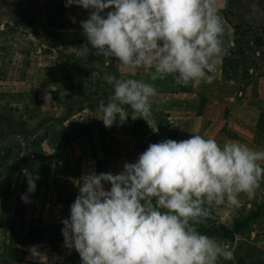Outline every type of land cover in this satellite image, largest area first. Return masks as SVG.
<instances>
[{"label": "clouds", "instance_id": "9594fccd", "mask_svg": "<svg viewBox=\"0 0 264 264\" xmlns=\"http://www.w3.org/2000/svg\"><path fill=\"white\" fill-rule=\"evenodd\" d=\"M221 3L228 0H65V7L89 12L80 27L95 56L114 61L121 73L145 69L152 81L171 76L184 87L211 84L228 54ZM104 79L113 90L100 105L106 128L152 116L154 84ZM24 175L20 199L29 203L39 176ZM262 182L264 150L195 133L151 143L119 173L89 171L75 182L78 194L61 221L64 246L81 264H235V250L197 226L213 206L238 205L241 194L254 198ZM30 252L49 264L37 246Z\"/></svg>", "mask_w": 264, "mask_h": 264}, {"label": "crops", "instance_id": "0c3cea01", "mask_svg": "<svg viewBox=\"0 0 264 264\" xmlns=\"http://www.w3.org/2000/svg\"><path fill=\"white\" fill-rule=\"evenodd\" d=\"M261 3L264 0H257L252 7L258 16L251 20L255 25L262 24ZM220 14L223 40L230 41L233 27L221 8ZM225 60L226 56L213 82L199 86H179L171 76L152 81L151 72L145 69L121 73L108 58L100 64L99 72L94 70L84 78L80 88L73 84L75 77L70 78V85L59 88L61 71L53 60L47 66L33 63L21 82L11 87V95L0 86V93L5 94L0 95V106L22 109L18 119L29 129L17 131L14 154L18 156L4 164L6 173L0 176V264H39L30 252L32 246L47 255L49 264H81L79 254L65 248L61 234V221L78 194L75 182L89 171L119 173L124 163L135 162L151 143L182 141L195 133L215 138L221 145L238 141L253 150H264V85L247 78L242 82L231 75ZM108 74L155 85L159 95L152 100V116L147 121L129 117L124 125L106 128L98 119L100 105L107 104L113 93L104 79ZM29 105H34L39 115L28 114ZM26 171L39 176L29 203L20 199L27 189ZM239 201L235 206H213V212L220 218H236L255 209L264 202V182L254 198L241 194Z\"/></svg>", "mask_w": 264, "mask_h": 264}, {"label": "rangeland", "instance_id": "374dc122", "mask_svg": "<svg viewBox=\"0 0 264 264\" xmlns=\"http://www.w3.org/2000/svg\"><path fill=\"white\" fill-rule=\"evenodd\" d=\"M256 3L257 0H228L226 7L220 4L224 19L234 30L233 38L224 40L228 46L225 66L242 82L247 78L264 85V77L260 79L264 72V16L260 25L251 21L258 18L252 8ZM88 15L87 10L78 6L65 7V0H0V86L9 91L5 93H14L11 87L16 86V81L21 82L33 63L47 66L49 60H53L61 71L59 88L70 85V78L74 77L73 84L80 88L90 72H99L105 58L88 51L87 40L80 27V22ZM27 107L28 114L39 115L40 111L34 105ZM21 111L11 105L0 106V129H3L0 130V176L6 173L4 164L15 161L18 156L14 154L19 142L15 139L17 131L29 130L26 122L18 119ZM214 209L211 208L207 223L197 226L201 232L207 234L220 224L231 230L239 223L243 224L244 218L252 212L261 211L232 238L211 237L235 250V264H264V247L261 246L264 244V202L236 218H220Z\"/></svg>", "mask_w": 264, "mask_h": 264}, {"label": "trees", "instance_id": "16d2710c", "mask_svg": "<svg viewBox=\"0 0 264 264\" xmlns=\"http://www.w3.org/2000/svg\"><path fill=\"white\" fill-rule=\"evenodd\" d=\"M261 211H254L251 214H249L247 217L244 218L243 224H238L233 229L229 230L225 227L224 224H220L217 229H213L211 231H208L209 236H222V237H230L232 238L235 233L241 231L243 228H245L250 220L256 219L260 215ZM237 224V223H236Z\"/></svg>", "mask_w": 264, "mask_h": 264}]
</instances>
